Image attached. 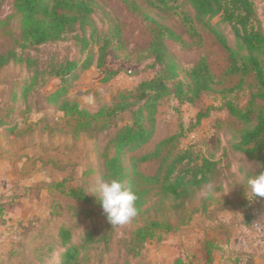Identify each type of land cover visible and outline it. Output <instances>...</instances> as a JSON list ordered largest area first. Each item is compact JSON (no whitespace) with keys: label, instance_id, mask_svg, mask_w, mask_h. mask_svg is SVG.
<instances>
[{"label":"rangeland","instance_id":"1","mask_svg":"<svg viewBox=\"0 0 264 264\" xmlns=\"http://www.w3.org/2000/svg\"><path fill=\"white\" fill-rule=\"evenodd\" d=\"M96 1L99 7L93 20L98 34L109 36L110 28L118 23L121 39L109 43L100 66H96L98 51L94 44L90 50L93 64L67 80L64 94L56 101H50L49 94L59 86V79L41 73L37 82L23 89L22 84L32 73L23 62L0 68V119L4 121L0 124V264H58L68 244L81 250L78 264H173L177 259L208 264L210 259L197 260L200 251L211 253L215 241L226 237L228 242L229 237H235L234 243L241 232L245 243L258 249L264 263V237L251 225L253 218L248 216L251 209L248 213L244 191L247 177L263 164L231 150L229 144L242 123L224 107L228 100L234 105H247L251 92L257 91L253 75L228 74V53L200 23L186 20L192 11L181 0L170 1L168 9L136 0L141 8L138 15L131 14L119 0ZM11 3L0 0V54L22 52V57L29 56L31 61L84 57L70 37L53 44L23 47ZM254 3L264 26V0ZM145 15L180 35L182 42L166 43L182 68L204 58L215 83L212 91L202 93L192 103H179L172 94L159 102L152 139L123 158L135 186L144 191L140 212L128 223L112 225L97 198L84 203L59 189L81 188L87 195L98 197L95 189L107 180L105 161L115 152L111 138L117 126L128 121L129 113L94 121L92 115L100 105H109L118 93L133 89L157 71L147 55L154 24ZM211 22L219 25L230 43L234 42L229 25L216 17ZM63 99L77 101L85 117L59 110ZM207 110V116L197 121V114ZM171 136L161 146L158 158L138 160ZM183 151L189 152L191 164L202 156L217 160L220 175L209 190L218 185L222 189L214 190L209 200L197 193L187 201L179 200L175 207L176 202L170 198H160L159 169L162 158L164 167ZM56 183L61 186L56 188ZM229 184L236 186L234 192L226 191ZM230 199L239 208L224 206ZM258 200L256 206L264 222V198ZM203 205L204 212H200ZM151 220L169 225L170 232L137 243L135 231ZM60 227L71 234L65 245L58 237ZM248 260L244 264L251 262Z\"/></svg>","mask_w":264,"mask_h":264},{"label":"trees","instance_id":"2","mask_svg":"<svg viewBox=\"0 0 264 264\" xmlns=\"http://www.w3.org/2000/svg\"><path fill=\"white\" fill-rule=\"evenodd\" d=\"M127 10L138 15L141 8L136 0H119ZM149 7L156 9L170 8L172 0H144ZM189 6L192 15L186 16V20H195L209 31L215 40L228 53L230 66L228 74L240 76L253 75L257 91L251 92L246 106L234 105L226 101L224 107L230 116L242 123L236 130L234 140L229 146L234 152L244 154L247 157L260 160L264 165V26L258 15L254 0H181ZM96 0H12L11 14L19 21L18 36L22 40V46L38 47L64 41L70 37L74 41L78 52L84 53L81 59L66 57H51L44 61H31L29 56L22 57L14 51L0 54V68L11 62H23L31 70L22 84L26 89L37 82L40 74H47L60 80L59 86L49 94L50 101H56L57 97L65 92V83L77 77L81 70L93 64L91 47L97 44L96 66L102 64L109 43L115 38L120 41L119 25L115 23L109 30V36L101 37L97 32L93 15L98 9ZM229 25L234 42L230 43L217 23H212L213 18ZM145 18H150L145 15ZM153 28L151 39L147 48V55L152 59V64L157 71L149 78L141 80L131 89L118 93L109 105L99 106L97 113L92 115V121L96 119H109L122 113H129V119L124 124L117 126L111 143L114 146V155L105 161L106 179H119L126 187L131 188L137 199L135 205L140 212L142 194L144 191L135 186L133 178L124 164L123 158L136 149L148 144L155 133L156 111L159 102L171 94L179 103L194 102L202 93L213 90L215 78L204 58H200L191 67L184 69L179 64L175 54L170 51L167 41L182 42L180 35L175 34L168 26L158 23L150 18ZM114 37H111V36ZM183 78H180V75ZM64 113L76 114L85 117V110L75 100L63 99L58 107ZM208 110L197 114V121L207 116ZM4 123L0 119V124ZM174 136L161 140L156 148L139 157V161H148L160 156L161 146ZM163 158L159 169L161 200L170 198L177 203L193 198L197 193L205 194L209 200L214 190H221L218 185L214 190L209 187L220 175L218 161L211 157L202 156L199 162L191 164L188 151L176 154L173 159L163 167ZM164 168V169H163ZM162 172V173H161ZM60 183L55 187L59 188ZM226 191L234 192L236 186L226 185ZM60 192L84 203H92L98 197L87 195L81 188L68 190L60 187ZM180 200V201H179ZM233 199L226 200L224 206L239 208ZM252 197L246 198V209L249 213ZM255 205L259 200H253ZM205 205L200 212H204ZM137 212V213H138ZM251 219V216L248 215ZM251 222V220H250ZM171 228L160 221L151 220L135 231L134 237L137 243L151 240L155 236L170 232ZM88 235H86L87 237ZM58 237L63 245L70 241V231L60 227ZM80 249L77 245L68 244L61 254L58 264H78ZM207 261L211 259V253L206 251ZM37 264H40L38 261ZM173 264H191L182 259H177ZM194 264V263H193Z\"/></svg>","mask_w":264,"mask_h":264},{"label":"clouds","instance_id":"3","mask_svg":"<svg viewBox=\"0 0 264 264\" xmlns=\"http://www.w3.org/2000/svg\"><path fill=\"white\" fill-rule=\"evenodd\" d=\"M257 167L259 171H254L247 177L244 188L246 194L253 200L264 198V165ZM95 191L102 210L112 225L128 223L137 215L138 210L135 205L137 197L121 180L102 181Z\"/></svg>","mask_w":264,"mask_h":264},{"label":"crops","instance_id":"4","mask_svg":"<svg viewBox=\"0 0 264 264\" xmlns=\"http://www.w3.org/2000/svg\"><path fill=\"white\" fill-rule=\"evenodd\" d=\"M242 234L243 233L241 232V234L233 240L234 243H232V239L235 237H229L231 240L230 242H228L227 237L223 240H216L214 247L211 249V259L208 264H244V261L248 259V261H251L248 264H259L260 262V264H262L263 261L257 254L258 249L251 246L249 243H245L243 240L244 235ZM217 243L218 245H216ZM198 259L200 261L205 260V262H207V255L204 254V251H200V255L197 260Z\"/></svg>","mask_w":264,"mask_h":264},{"label":"built area","instance_id":"5","mask_svg":"<svg viewBox=\"0 0 264 264\" xmlns=\"http://www.w3.org/2000/svg\"><path fill=\"white\" fill-rule=\"evenodd\" d=\"M250 206H251L250 213H251V217L253 218L251 225L258 235L264 237V222L261 219L260 208L254 204L253 200L251 201Z\"/></svg>","mask_w":264,"mask_h":264}]
</instances>
